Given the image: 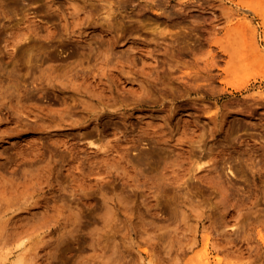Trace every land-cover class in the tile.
Segmentation results:
<instances>
[{
  "label": "rangeland",
  "instance_id": "374dc122",
  "mask_svg": "<svg viewBox=\"0 0 264 264\" xmlns=\"http://www.w3.org/2000/svg\"><path fill=\"white\" fill-rule=\"evenodd\" d=\"M0 258L264 264V0H0Z\"/></svg>",
  "mask_w": 264,
  "mask_h": 264
},
{
  "label": "bare ground",
  "instance_id": "6f19581e",
  "mask_svg": "<svg viewBox=\"0 0 264 264\" xmlns=\"http://www.w3.org/2000/svg\"><path fill=\"white\" fill-rule=\"evenodd\" d=\"M248 10V9H247ZM255 11V10H254ZM203 165V164H202ZM199 167V166H198ZM7 252H5V254H6ZM3 256H4V254H3ZM20 256V255H19ZM21 257V256H20ZM24 258V257H23ZM7 259V258H6ZM16 259H17V257H16ZM0 260H3V258H0ZM7 261V260H6ZM5 261V262H6ZM22 263H24V260L22 261V258H20L19 260H17L16 262H14V264H22Z\"/></svg>",
  "mask_w": 264,
  "mask_h": 264
}]
</instances>
